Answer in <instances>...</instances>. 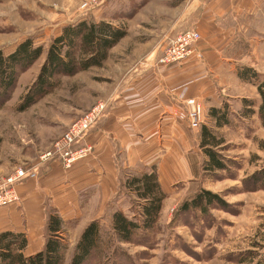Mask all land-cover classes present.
I'll list each match as a JSON object with an SVG mask.
<instances>
[{"label": "rangeland", "instance_id": "374dc122", "mask_svg": "<svg viewBox=\"0 0 264 264\" xmlns=\"http://www.w3.org/2000/svg\"><path fill=\"white\" fill-rule=\"evenodd\" d=\"M85 1L0 0V49L4 52L27 37L46 48L62 25L81 18L110 21L127 30L102 66L60 77L49 94L23 111L16 108L19 99L34 80L45 53L20 73L10 98L0 107V175L31 163L49 149L69 123L98 100H105L109 107L110 91L116 83L130 74L135 64L149 58L155 61L161 45L168 39L159 46L144 45L143 42L153 41L149 36L159 37V25L168 17L166 13L145 12L142 6L146 0H103L93 8L85 7ZM178 3L176 0L162 5V9ZM158 6L153 7L158 10ZM255 18L243 22L248 45H242L241 50L264 53V35L260 32L264 31V16ZM259 63L263 64L264 58L255 65ZM225 88L226 96H222L226 98L218 105L226 101L229 123L217 127L212 118L203 116L197 129L199 134L206 125L222 139L218 149L229 168L205 172L201 149L193 144L184 149L188 165L174 178L162 179L165 198L153 228L140 232L139 242L135 243L109 244L104 237L99 256L86 264H264V188L252 190L242 186V179L264 167V147L260 144L264 141V128L256 115L243 117L239 112L242 97L253 99L256 109L259 96L250 82L238 80ZM229 94L237 96L229 98ZM194 133L193 130L192 141ZM202 189L218 194L224 206L212 203L205 211H179L184 200ZM124 191L119 192L118 208L133 218L138 201ZM110 212L97 219L104 232L110 230ZM77 225L72 222L64 229L67 249L63 264H69L80 234ZM118 246L120 249L114 254L113 247Z\"/></svg>", "mask_w": 264, "mask_h": 264}, {"label": "crops", "instance_id": "0c3cea01", "mask_svg": "<svg viewBox=\"0 0 264 264\" xmlns=\"http://www.w3.org/2000/svg\"><path fill=\"white\" fill-rule=\"evenodd\" d=\"M174 1L144 2L145 12L166 13L168 17L159 25V37L149 36L153 41L143 43L159 46L180 31L195 29L200 38L192 53L181 62L159 65L156 59L160 48L155 61L149 58L135 64L130 74L110 91L109 107L91 131L92 155L69 169L57 160L48 162L37 179L18 185L17 204L0 207V232L24 233L25 256L43 249L50 210L63 219L64 229L75 222L80 233L91 220L119 210L123 174L138 175L155 169L160 187L166 192L162 179L174 178L188 165L184 149L192 144L201 149L198 127L190 128L175 114L177 109H184L181 93L199 98L203 116L215 123L209 110L226 107V101L218 105L226 98L225 87L238 80L246 82L237 77V67L250 66L264 75V63L255 65L263 61L264 53L241 50L242 45H248L243 22L253 21L255 16L262 19L264 0H179L173 8L163 11L162 5ZM157 5L158 10L153 7ZM260 32L264 35V31ZM193 130L196 134L192 141ZM124 192L132 196L127 190Z\"/></svg>", "mask_w": 264, "mask_h": 264}, {"label": "trees", "instance_id": "16d2710c", "mask_svg": "<svg viewBox=\"0 0 264 264\" xmlns=\"http://www.w3.org/2000/svg\"><path fill=\"white\" fill-rule=\"evenodd\" d=\"M127 30L106 20H95L91 17L81 18L61 26L60 31L47 43H34L27 37L18 42L10 51L0 49V107L10 98L20 73L26 71L45 53L39 70L19 99L18 111H23L49 94L59 83L62 76H72L79 71L100 67L108 58L110 50L124 38ZM236 75L242 81L256 86L259 104L242 98L239 110L243 117L256 115L264 128V75L253 67L241 65L236 68ZM226 106V105H224ZM226 107L211 108L209 115L214 118L216 126L229 123ZM222 139L216 137L211 128L203 125L200 130L199 146L205 156L202 168L205 172L227 170L225 159L219 152ZM264 147V141L260 142ZM244 188L257 190L264 188V167L242 179ZM247 189V190H248ZM127 190L133 194L138 209L133 218L127 217L121 210L109 213L110 230L104 232L99 220H91L81 231L70 256L69 264H86L100 254L103 238L106 243H135L139 233L155 225L165 193L158 182L155 169L138 175H126L121 179L120 191ZM216 203L224 206L218 194L202 189L191 199L184 200L179 211L199 209L207 210ZM64 221L59 214L50 210L47 215L43 249L25 256L22 252L26 246V237L22 232H0V264H63L67 242L63 236ZM120 247H113L114 254Z\"/></svg>", "mask_w": 264, "mask_h": 264}, {"label": "built area", "instance_id": "2783aa9c", "mask_svg": "<svg viewBox=\"0 0 264 264\" xmlns=\"http://www.w3.org/2000/svg\"><path fill=\"white\" fill-rule=\"evenodd\" d=\"M103 0H86L84 6L93 8ZM200 34L195 29L178 32L161 47L156 59L159 65L178 63L193 51ZM184 109H177L176 116L184 120L190 128H197L202 123V102L197 97H184L180 94ZM105 100H98L89 109L82 112L54 139L51 146L31 163H23L7 175H0V207L15 205L20 201L17 187L26 180H35L41 168L52 160L59 161L65 169L87 160L93 153L92 128L101 119L107 109Z\"/></svg>", "mask_w": 264, "mask_h": 264}]
</instances>
